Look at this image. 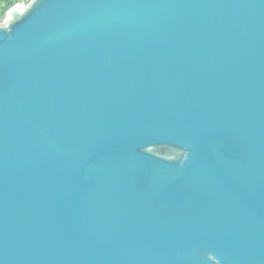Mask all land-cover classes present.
<instances>
[{"label":"water","instance_id":"1","mask_svg":"<svg viewBox=\"0 0 264 264\" xmlns=\"http://www.w3.org/2000/svg\"><path fill=\"white\" fill-rule=\"evenodd\" d=\"M0 264H264V0L13 5Z\"/></svg>","mask_w":264,"mask_h":264},{"label":"built area","instance_id":"2","mask_svg":"<svg viewBox=\"0 0 264 264\" xmlns=\"http://www.w3.org/2000/svg\"><path fill=\"white\" fill-rule=\"evenodd\" d=\"M30 0H0V5L6 6L11 2H14V5L20 2L28 3ZM13 4V3H12Z\"/></svg>","mask_w":264,"mask_h":264},{"label":"trees","instance_id":"3","mask_svg":"<svg viewBox=\"0 0 264 264\" xmlns=\"http://www.w3.org/2000/svg\"><path fill=\"white\" fill-rule=\"evenodd\" d=\"M13 5H14V2H11L6 6L0 5V14L6 13Z\"/></svg>","mask_w":264,"mask_h":264},{"label":"rangeland","instance_id":"4","mask_svg":"<svg viewBox=\"0 0 264 264\" xmlns=\"http://www.w3.org/2000/svg\"><path fill=\"white\" fill-rule=\"evenodd\" d=\"M8 12V11H7ZM7 12L4 14H0V24H3L6 22L7 19Z\"/></svg>","mask_w":264,"mask_h":264}]
</instances>
